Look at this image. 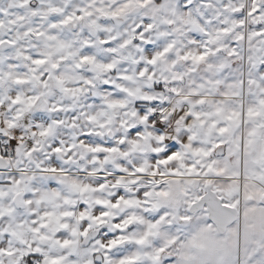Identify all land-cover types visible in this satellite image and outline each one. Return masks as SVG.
Segmentation results:
<instances>
[{"label": "snow or ice", "instance_id": "obj_1", "mask_svg": "<svg viewBox=\"0 0 264 264\" xmlns=\"http://www.w3.org/2000/svg\"><path fill=\"white\" fill-rule=\"evenodd\" d=\"M242 42L264 89V0H0V264H264L187 99Z\"/></svg>", "mask_w": 264, "mask_h": 264}, {"label": "crops", "instance_id": "obj_2", "mask_svg": "<svg viewBox=\"0 0 264 264\" xmlns=\"http://www.w3.org/2000/svg\"><path fill=\"white\" fill-rule=\"evenodd\" d=\"M242 45H244L243 42ZM248 53L249 50H247L246 54V67L242 64V58H237L235 62L231 63L227 62L226 59L223 58L221 66L216 69L212 68L210 65L211 63H207L201 76L203 83L200 84L199 87H197L198 82H194L188 86V100L192 101L194 105L198 104V101L193 93L203 92L204 95L202 99L207 102L204 105L205 110L201 118V127L206 126L207 128L203 137L206 143L209 142V133L211 130V125H208L207 122H214L216 120L214 117L218 114H226L227 116L233 115L236 117V120L233 122L238 123L240 121L238 111L241 108H243L245 112L249 113L252 118L257 116L261 109L264 108V102H262L264 101V89L258 88L257 83L252 82L249 79ZM215 70L219 79H217L216 74H214ZM262 75H264V72H262ZM243 80H245V82ZM209 107L212 109L211 112L207 110ZM205 117L210 118L207 119ZM229 119L232 120V117ZM250 132L254 133L257 131L254 128ZM232 135L234 134L230 133L227 137H225L226 139L212 141V147L209 149V153L204 154H211L213 156L212 164L208 167V172L215 174L211 176L208 182L221 186H227V190H234L236 187H240L241 183L242 185L244 184L242 182L244 180V176L242 174L244 169H247L248 171L258 170V168L253 166L260 165V160L258 162L254 159L256 156L254 155V152H256L257 149L260 155L264 154V143L256 144L254 146L246 145V147L250 149L249 151H238V148L240 147L239 133L238 135L236 134L237 137L231 138ZM262 137L264 139V133L262 134ZM236 154H247L251 157L247 161H244L243 164H240L239 167L237 165V161L232 162ZM227 155L228 158L230 157V160L226 158ZM224 159L227 160L225 161ZM248 198V201L245 202L246 204L242 208L239 207L237 203L233 204V208H236L239 211L242 224L248 219L250 213L253 211V208L248 207V205L258 203L253 196ZM246 239L247 236L242 232L240 239L241 249H243Z\"/></svg>", "mask_w": 264, "mask_h": 264}, {"label": "rangeland", "instance_id": "obj_3", "mask_svg": "<svg viewBox=\"0 0 264 264\" xmlns=\"http://www.w3.org/2000/svg\"><path fill=\"white\" fill-rule=\"evenodd\" d=\"M220 39V37H217ZM224 49H228L231 47V44L225 43L222 45ZM247 50H249L247 43H244L240 50L237 52V54L233 56H225L220 52V49H217V52L213 54L215 61L211 63L210 65L212 68H218L221 66V61L226 59L227 62H235L237 58L243 59V66L246 67V54ZM199 67L197 69L199 76L201 77L203 74V69L206 66V62H198ZM214 74H216V78L219 79L217 76L216 70L214 71ZM215 78V77H214ZM245 82V80H243ZM194 82H198L195 80H189L187 81V88L190 84H193ZM186 114V113H185ZM238 115L240 116V121L238 123H234L233 121L236 120V117L227 116L226 114H218L214 117L216 119L214 122H207L208 125H211V130L209 133V136L217 135L218 137H227L230 133L234 134L231 138L237 137L239 133V142L240 147L238 148L240 152H244L245 150L249 151L250 149L246 147L247 146H254L260 143H264V139L262 137V134L264 133V108L261 109V111L258 113L257 116L251 117L249 113L245 112L243 108H241L238 111ZM232 117V120L229 118ZM209 119L210 117H205ZM233 122V123H231ZM255 128L257 132H250ZM262 133V134H261ZM237 134V135H236ZM260 134V135H258ZM246 147V148H245ZM215 156V155H214ZM216 157V156H215ZM251 156L247 154H236L235 158L232 160V162L237 161V165L240 167V164H243L244 161H247ZM228 158V155L226 156ZM230 160V157L228 158ZM256 161L259 162V170L254 171H248L247 169H244L242 174L244 180L242 181L244 184L240 187H236L234 190L229 191V197H235L237 205L239 207H243L248 201V197L253 196L257 202L264 201V154H261L259 156H255ZM225 161L227 159H224ZM257 168V167H256ZM204 177H201L203 179ZM248 185V186H247ZM252 185V186H251Z\"/></svg>", "mask_w": 264, "mask_h": 264}, {"label": "clouds", "instance_id": "obj_4", "mask_svg": "<svg viewBox=\"0 0 264 264\" xmlns=\"http://www.w3.org/2000/svg\"><path fill=\"white\" fill-rule=\"evenodd\" d=\"M244 30H245V32H247L248 31V27L246 26ZM166 112H168L169 115L171 114L170 109H166Z\"/></svg>", "mask_w": 264, "mask_h": 264}, {"label": "water", "instance_id": "obj_5", "mask_svg": "<svg viewBox=\"0 0 264 264\" xmlns=\"http://www.w3.org/2000/svg\"><path fill=\"white\" fill-rule=\"evenodd\" d=\"M233 210H234V211H238L236 208H233ZM238 213H239V211H238Z\"/></svg>", "mask_w": 264, "mask_h": 264}]
</instances>
